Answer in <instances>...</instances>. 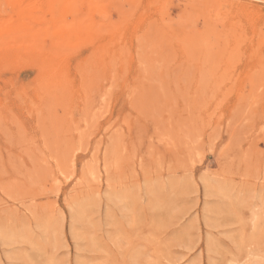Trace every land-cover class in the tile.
Listing matches in <instances>:
<instances>
[{"label":"rangeland","instance_id":"rangeland-1","mask_svg":"<svg viewBox=\"0 0 264 264\" xmlns=\"http://www.w3.org/2000/svg\"><path fill=\"white\" fill-rule=\"evenodd\" d=\"M24 1L0 0V264H264V0Z\"/></svg>","mask_w":264,"mask_h":264},{"label":"bare ground","instance_id":"bare-ground-1","mask_svg":"<svg viewBox=\"0 0 264 264\" xmlns=\"http://www.w3.org/2000/svg\"><path fill=\"white\" fill-rule=\"evenodd\" d=\"M23 1H24V0H23ZM31 1H32V0H31ZM24 2H25V1H24ZM37 2H38V1H37ZM18 3H19V1H18ZM30 3H31V2H30ZM134 3H135V2H134ZM212 3H213V2H212ZM19 4H20V3H19ZM94 4H95V3H94ZM209 4H210V3H209ZM218 4H219V3H218ZM56 5H57V4H56ZM58 5H59V4H58ZM205 5H207V4H205ZM235 5H236V4H235ZM197 7H198V6H197ZM208 7H209V6H208ZM238 7H239V6H238ZM192 8H193V7H192ZM27 9H28V8H27ZM35 9H36V8H35ZM232 9H233V8H232ZM237 9H238V8H237ZM239 9H240V7H239ZM203 10H204V9H203ZM197 11H198V9H197ZM50 12H51V11H50ZM228 12H229V11H228ZM240 12H241V9H240ZM39 13H40V11H39ZM199 13H200V11H199ZM37 14H38V13H37ZM46 14H47V13H46ZM206 14H207V13H206ZM204 16H205V15H204ZM209 16H210V15H209ZM231 16H232V15H231ZM224 18H225V17H224ZM251 18H252V17H251ZM27 19H28V18H27ZM71 19H72V17H71ZM227 19H228V18H227ZM246 19H247V18H246ZM73 20H74V19H73ZM204 20H205V19H204ZM225 20H226V19H225ZM231 20H232V17H231ZM234 20H235V19H234ZM31 21H32V20H31ZM223 21H224V20H223ZM229 21H230V20H229ZM232 21H233V20H232ZM232 21H231V22H232ZM161 22H162V21H161ZM231 22H230V23H231ZM234 22H235V21H234ZM63 23H64V22H63ZM27 24H28V23H27ZM168 24H169V23H168ZM203 24L205 25V23H203ZM207 24H208V22H207ZM212 24H213V23H212ZM223 24H224V23H223ZM223 24H222V25H223ZM226 24H227V23H226ZM226 24H225V25H226ZM232 24H233V22H232ZM232 24H228V25H229L228 27H229V29H230V33H231V34H233L234 32L237 34L239 31H243V30H244V29L242 30L243 25L240 26V24H238V22H237L238 25H237V24H236V25H235V24L232 25ZM208 26H209V25H208ZM212 26H213V25H212ZM214 26H215V25H214ZM168 27H169V26H168ZM210 27H211V26H210ZM210 27H207V28L210 29ZM216 27H217V25H216ZM159 28H160V27H159ZM161 28H162V27H161ZM169 28H170V27H169ZM223 28H224V27H223ZM223 28H222V30H223ZM243 28H244V27H243ZM176 29H177V28H176ZM189 29H190V28H189ZM208 29H207V30H208ZM211 29H212V27H211ZM213 29H214V28H213ZM225 29L229 32V30H228L227 28H225ZM236 29H237V30H236ZM161 30H162V29H161ZM203 30H204V29H203ZM205 30H206V29H205ZM222 30H220V31H222ZM262 30H263V29H262ZM172 31H173V30H172ZM208 31H209V30H208ZM216 31H217V30H216ZM216 31H215V32H216ZM223 31H224V30H223ZM232 31H233V32H232ZM236 31H237V32H236ZM178 32H179V31H178ZM205 32L207 33V31H205ZM261 32H262V31H261ZM261 32H260V33H261ZM161 33H162V32H161ZM226 33H227V32H226ZM242 33H244V32H242ZM242 33H241V32L239 33V36H240V37H239V36H236L235 34H233V35H235V36H234L235 39H236V37H238V40H241V38H242V37H241V34H242ZM260 33H258V34H260ZM263 33H264V32H263ZM182 34L184 35V33H182ZM261 34H262V33H261ZM180 35H181V34H180ZM191 35H192V34H191ZM157 36H158V35H157ZM171 36H172V35H171ZM194 36H195V35H194ZM218 36H219V35H218ZM228 36L230 37L231 35H228ZM228 36H227V34H226V35H225V39H226V37H228ZM173 37H174V35H173ZM181 37H182V36H181ZM181 37H180V38H181ZM197 37H199V36H197ZM204 37H205V36H204ZM208 37H210V36L208 35ZM175 38H176V37H175ZM180 38H179L178 40H180ZM182 38H183V37H182ZM184 38H185V37H184ZM187 38H188V37H187ZM187 38H186V39H187ZM230 38H231V37H230ZM230 38H229V41H227V40H228V38H227V40H225V42H224V43H226V46H227V47L229 46V44H228L227 42L232 41V40H230ZM243 38H244V37H243ZM243 38H242V40H243ZM245 38H246V37H245ZM245 38H244V40H245ZM258 38H259V37H258ZM197 39H198V38H197ZM232 39H234V38H232ZM155 40H156V39H155ZM238 40H236V41L238 42ZM164 41H165V40H164ZM183 41H185V40H183ZM236 41H235L234 43H236ZM245 41H246V40H245ZM242 42H243V43H242ZM154 43H156V42H154ZM181 43H182V42H181ZM234 43H233V44H234ZM238 43H239V42H238ZM147 44H148V43H147ZM161 44H163V43L161 42ZM178 44H179V43H178ZM227 44H228V45H227ZM240 44H241V46H242V44H245V43H244V41H241ZM196 45H197V44H196ZM222 45H223V44H222ZM224 45H225V44H224ZM149 46H150V45H149ZM170 46H171V45H170ZM201 46L203 47V45H201ZM226 46H225V47H226ZM254 46H255V45H254ZM187 47H188V46H187ZM193 47H194V46H193ZM217 47H218V46H217ZM218 48H219V47H218ZM222 48H223V47H222ZM228 48H229V47H228ZM237 48H239V50H240V47H237ZM181 49H182V48H181ZM183 49H184V48H183ZM208 49H209V48H208ZM105 50H106V49H105ZM176 50H177V49H176ZM211 50H212V49H211ZM217 50H218V49H217ZM222 50H224V48H223ZM222 50H221V52H222ZM239 50H237V51H239ZM250 50H251V49H250ZM257 50H258V49H257ZM259 50H260V49H259ZM165 51H166V50H165ZM196 51H197V49H196ZM198 51H200V50H198ZM207 51H208V50H207ZM207 51H206V53H210V54L214 55L213 53H211V52H213V51H211V52H207ZM229 51H230V48H229ZM229 51H228V53H229ZM2 52H4V51H2ZM194 52H195V51H194ZM204 52H205V51H204ZM223 52H227V51L224 50ZM239 52H240V51H239ZM258 52H259V51H258ZM112 53H113V52H112ZM215 53H216V52H215ZM10 54H11V53H10ZM114 54H115V53H114ZM210 54H207V56L210 55ZM217 54H218V52H217ZM219 54H222V53L219 52ZM238 54H239V53H238ZM252 54H254V53H252ZM258 54H260V53H258ZM183 55H184V54H183ZM261 55H262V54H261ZM194 56H195V55H194ZM215 56H217V55H215ZM219 56H220L219 58H221L222 55H219ZM225 56L227 57V55H225ZM253 56H254V55H253ZM257 56H259V55H256V57H257ZM89 57H90V56H89ZM208 57H210V59H212V61H210V62H212V63L214 62V64H211L212 67H213V66L215 65V62H216V61H213V58H215V57H213V56H208ZM208 57H207V58H208ZM212 57H213V58H212ZM256 57H255V60H256ZM262 57H264V55H263ZM1 58H2V57H1ZM34 58H35V57H34ZM52 58H53V57H52ZM219 58H218V60H219ZM222 58H223V57H222ZM222 58H221V59H222ZM229 58H231V57H229ZM229 58H228V59H229ZM17 59H18V58H17ZM92 59H93V58H92ZM114 59H115V58H114ZM216 59H217V57H216ZM223 59H224V58H223ZM223 59H222V61H221L220 63H222V62L224 63V60H223ZM233 59H234V58H233ZM0 60H1V59H0ZM45 60H46V59H45ZM45 60H44V61H45ZM88 60H89V59H88ZM263 60H264V59H263ZM263 60H262V61H263ZM18 61H19V60H18ZM49 61H50V60H49ZM49 61H48L49 65H50V66H53L52 64H54V61H55V60L50 61V62H49ZM63 61H64V60H63ZM93 61H94V60H93ZM45 62H47V61H45ZM52 62H53V63H52ZM152 62H153V61H152ZM228 62L231 63V61H228ZM228 62H227V64H228ZM0 63H1V62H0ZM18 63H19V62H18ZM48 63L46 64L47 66H48ZM51 63H52V64H51ZM220 63H219V65L221 66L222 64H220ZM230 63H229V65H230ZM36 64H37V63H36ZM118 64H119V63H118ZM256 64H257V63H256ZM44 65H45V64H44ZM86 65H87V63H86ZM216 65H217V64H216ZM252 65L256 66L255 64H252ZM34 66H35V65H34ZM58 66H59V65H58ZM80 66H81V65H80ZM254 66H253V68H254ZM53 67H55V66H53ZM53 67H52V68H53ZM85 67H86V66H85ZM251 67H252V66H251ZM48 68H50V67H48ZM58 68H59V67H58ZM209 68H210V67H209ZM223 68H224V67H223ZM226 68H227V67H226ZM253 68H252V69H253ZM43 69H44V68H43ZM50 69H51V68H50ZM77 69H78V68H77ZM83 69H84V68H83ZM85 69H86V68H85ZM218 69H221V67H220V68L217 67V70H218ZM46 70H47V69H46ZM51 70H52V69H51ZM53 70H56V67L53 68ZM58 70H60V68H59ZM202 70H203V69H202ZM222 70H223V69H222ZM224 70H225V68H224ZM214 71H216V69H215ZM249 71H250V70H249ZM254 71H255V70H254ZM254 71H253V72H254ZM56 72H57V70H56ZM60 72H62V71H60ZM60 72H59V73H60ZM204 72H205V71H204ZM212 72H213V71H212ZM219 72H220V71H219ZM255 72H256V71H255ZM45 73H47V74H46L47 76L50 75V74H48V71L45 72ZM217 73H218V71H217ZM248 73H250V72H248ZM56 74H57V73H56ZM61 74L64 75L63 73H60V76H59V77H60V80H61V76H62ZM65 75H66V74H65ZM218 75H219V74H218ZM253 75H254V74H253ZM253 75H252V76H253ZM256 75H257V74H256ZM40 76H41V75H40ZM215 76H216V75H215ZM254 76H255V75H254ZM257 76H258V75H257ZM257 76H255V77H257ZM50 77H51V76H50ZM246 77H247V76H246ZM44 78H45V76H44ZM44 78H43V80H44ZM53 78H54V77H53ZM62 78H63V77H62ZM209 78H211V77H209ZM217 78L219 79V77H217ZM47 80H48V79H47ZM47 80H46V81L44 80V81L46 82V84L44 83L45 86L48 85V84H47V83H48ZM53 80H54V79H52V81H53ZM74 80H75V79H74ZM89 80H90V79H89ZM55 81H56V80H55ZM62 81H64V80H61V82H62ZM67 81H68V80H67ZM198 81H199V80H198ZM209 81H211V80L209 79ZM217 81H218V80H217ZM254 81H255V80H254ZM57 82H58V81H57ZM64 82H65V81H64ZM202 82H203V81H202ZM260 82H261V81H260ZM219 83H220V82H219ZM219 83H218V85H219ZM37 84H39V83H37ZM41 84H42V81H41ZM52 84H53V83H52ZM57 84H58V83H57ZM60 84H63V83H59V85H60ZM73 84H74V83H73ZM71 85H72V84H71ZM233 85H234V84H233ZM233 85H232V86H233ZM42 86H43V84H42ZM56 86H57V89H58V87L61 89L60 86H58V85H56ZM63 86H64V85H62V87H63ZM220 86H221V85H220ZM234 86H235V85H234ZM234 86H233V88H235ZM46 87H47V86H46ZM67 87H68V86H67ZM39 88H40V87H39ZM51 88H52V87H51ZM47 89H48V88H47ZM47 89H45V90H47ZM54 89H55V88H54ZM186 89H187V88H186ZM47 91L50 92V91H51L50 88H49V90H47ZM70 91H71V90H70ZM70 91H69V92H70ZM51 92H52V91H51ZM51 92H50V94H51ZM61 92H62V91H61ZM61 92H60V95H61ZM236 93H237V92H236ZM53 94H54V93H53ZM57 94H59V93H57ZM69 94H71V93H69ZM40 95H41V94H40ZM230 95H231V94H230ZM42 96H43V95H42ZM50 96H51V95H50ZM55 96H56V95H55ZM71 96H72V95H71ZM70 98H71V97H70ZM223 100H224V99H223ZM54 101H55V100H54ZM69 101H70V99H69V100L67 99V103H69ZM221 101H222V100H221ZM51 102H53V101H51ZM58 102H59V101H58ZM60 102H61V101H60ZM70 102H71V101H70ZM220 103H221V102H220ZM69 104H70V103H69ZM44 105H45V104H44ZM60 105H61V104H60ZM214 105H215V104H214ZM70 107H71V106H70ZM57 108H58V107H57ZM68 108H69V106H68ZM42 109H43V108H42ZM51 109H52V108H51ZM64 109H65V108H64ZM66 110H67L66 112L69 111L67 108H66ZM59 112H60V111H59ZM209 112H210V111H209ZM53 113H54V112H53ZM53 113H52V114H53ZM64 113H65V112H64ZM48 114H49V112H48ZM67 114H68V113H67ZM60 115H61V113H60ZM203 116H204V115H203ZM62 117H63V115H62ZM66 117H67V116H66ZM66 117H64L63 119L66 120V119H67ZM42 118H43V117H42ZM65 118H66V119H65ZM56 119H57V118H56ZM198 119H199V118H198ZM203 119H204V118H203ZM205 119H206V118H205ZM43 120H44V119H43ZM92 120H93V119H92ZM196 120H197V119H196ZM206 120H207V119H206ZM44 121H45V120H44ZM53 121H55V120H53ZM65 122H66V121H65ZM63 127H64V126H63ZM60 131H61V130H60ZM55 133H56V132H55ZM47 135H48V134H47ZM47 135H46V136H47ZM50 137H51V136H50ZM60 140H61V139H60ZM241 159H242V158H241ZM72 164H74V163H72Z\"/></svg>","mask_w":264,"mask_h":264}]
</instances>
